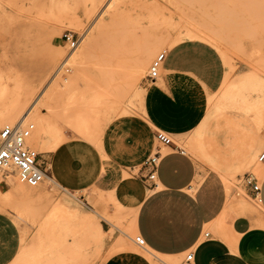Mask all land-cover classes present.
Instances as JSON below:
<instances>
[{"label": "rangeland", "instance_id": "1", "mask_svg": "<svg viewBox=\"0 0 264 264\" xmlns=\"http://www.w3.org/2000/svg\"><path fill=\"white\" fill-rule=\"evenodd\" d=\"M116 8L122 12L115 28L99 37ZM96 18L88 41L75 49L86 46L83 72L56 98L52 79L56 70L64 67L61 80L75 72L71 63L64 66L75 50L62 37L70 32L81 42ZM159 38L170 39L175 46L187 40L213 46L225 63L224 81L236 82L238 74L242 77L252 68L264 75V0H0V118L13 110H31L29 118L38 113L43 130L37 148L31 142L28 146L49 162L41 190L19 194L13 205H0V264H150L149 260L163 264L134 243L138 235L130 228L131 209L133 215L138 214L139 200L148 195L149 184L140 178L143 162L121 169L106 153L104 142L107 129L121 117L146 120L142 98L135 95L145 91L153 60L172 48L164 46L151 56V41ZM57 53L63 55L60 61L55 59ZM106 57L115 72L104 77V65L110 64ZM99 86L107 89L104 110L114 101L117 111L109 121L102 110L90 116V123L82 124L81 116L87 118L90 110L82 97ZM223 88L222 84L208 97L206 118L220 103L225 104L224 111L181 140L169 136L193 158L201 174L221 176L228 201L250 199L260 206L248 196L244 178L251 174L263 180L264 168L258 158L264 147L254 163L244 165L258 136L264 139V125L259 121L264 113L256 118L255 112L246 115L236 109L223 97ZM50 127L55 128L53 139L46 131ZM199 139L218 163L240 167L233 181L198 153ZM157 146L155 140L149 156ZM230 213L235 217L236 208ZM260 217L264 227V213ZM93 220L106 231L101 247L92 242L89 232ZM205 232L224 239L214 229ZM185 256L163 260L182 264Z\"/></svg>", "mask_w": 264, "mask_h": 264}, {"label": "crops", "instance_id": "2", "mask_svg": "<svg viewBox=\"0 0 264 264\" xmlns=\"http://www.w3.org/2000/svg\"><path fill=\"white\" fill-rule=\"evenodd\" d=\"M224 79L225 63L213 46L187 40L172 47L159 79L144 86L146 120L126 116L111 124L105 133L106 153L121 169L144 164L158 131L181 140L201 125L208 97L219 91ZM164 150L158 186L146 182L148 195L137 216V235L146 246L167 256L193 252V264H264V178L260 206L250 199L228 201L219 174H201L193 158L174 142ZM246 192L254 199L250 187ZM234 207L235 217L230 213ZM207 228L224 239L208 233L203 240Z\"/></svg>", "mask_w": 264, "mask_h": 264}, {"label": "bare ground", "instance_id": "3", "mask_svg": "<svg viewBox=\"0 0 264 264\" xmlns=\"http://www.w3.org/2000/svg\"><path fill=\"white\" fill-rule=\"evenodd\" d=\"M171 4H172V2H171ZM115 7H116V5H115ZM121 12H122V9L119 8V9H117V11L115 10L114 13L111 14L110 22L106 23L105 25L102 26V30L100 32L99 37H102L104 35V33H107L108 31H111V30H113L115 28V25L118 22L117 18L120 16L119 14ZM102 13H103V11L101 12V14ZM98 18H96L95 22H93V25L83 34L81 42H80L81 44H83V43L88 41V39H89L88 37H89V35H91L92 30L95 28V24H96ZM76 24H78V23H76ZM59 37H61V36L59 35ZM164 46L174 47L175 46V42H172L170 39H164V38H159V39L152 40L151 44H150L151 56L155 55V53H157V51L159 49H162V47H164ZM75 49H73V50H75ZM87 54H88V52H87L86 46H85V48H83L81 51H79V49L75 50L73 53H71L65 59V62H64L65 65L63 64L64 66H66V63H69V64L71 63L72 66L74 65V67H75V69H74L75 72L73 73L74 75L73 76L71 75L68 79H64V80H61V78L59 79V75H60L61 71L64 68L63 66H62V68L56 70V72L52 76V79H54L56 81V85H55V96H56V98H59L60 96H63L64 91H66L68 89V87L71 86L73 78L78 76V75H80L83 72V68H84L83 57L85 55H87ZM161 54L162 53L157 55V57L153 60L152 65H153L154 61ZM62 58H63V55L57 53L55 59L60 61ZM104 59H107V61L109 60L106 63L110 62V64L107 65V66L104 65L102 74H103L104 77L106 75L107 76H111L115 72L114 69H113V66H112V62H111L112 60L109 57H106ZM117 65H119V64H117ZM152 65L150 67V70L152 68ZM144 67H145V65H144ZM120 69H121V67H120ZM150 70H149V72H150ZM252 70H251L252 72L249 71L247 74L245 73L246 75L243 73L244 76L241 75L242 77L238 76L239 75L238 74L235 77L237 79V81L235 80L236 82H232L231 81V83H230L229 80H227V81L225 80L223 82V87H224L223 89L224 90L222 92H224V96L223 97H225V99H227L231 103V105L236 106V109H237V107L240 108L241 110L244 111V113L246 115H248L249 113H253V114L256 113V115H257L256 118H257L260 113H264V75H262L259 72V70H257V69L255 70V68L254 69L252 68ZM159 75H160V72H159ZM237 77H240V79L237 78ZM231 80H233V79H231ZM106 92H107V89L105 88V86H103V87L99 86L98 89L95 90V92H91L88 95H83L82 99H83L85 105L88 106L90 110L88 112L89 115L86 114L88 116L87 118H84L83 116H81L80 123L87 125L88 123H90V120H91L90 116H94V115L96 116L97 114H102V110H103V116L107 119V121H109V117L111 116V114L116 113L117 107H115L114 101H112V102L109 101L110 104L108 103V111L104 110V104H105V102L107 100ZM222 95L223 94H221V96ZM135 97L136 98L139 97L140 99L142 98V106H143V110H144L145 91H142V90H140V92L137 91ZM117 99L118 98L115 99V102L117 101ZM129 103L132 104L131 101H129ZM130 104H128V105H130ZM222 105L224 106L225 104L220 103V105L218 104V105L214 106L213 109L209 112V116H207V118L205 117V119L203 120L202 123L204 124L205 121H207L209 119H212V118H209V117H211L212 115L214 117L215 114L220 112L221 108L223 107ZM142 106H141V108H142ZM30 111L31 110H29L28 112H17V111L13 110V111H7V113L3 112L2 113V118H0V128L1 127L3 128V126L4 127L5 126H11V124H14L15 122H17V124L12 126V127L20 126V125H22L24 127L27 123L31 122V124L36 126V129H34L33 134L30 137V139L28 140V142L29 143L31 142L34 145L35 149H36L37 146H38V143H39V136H40L39 135V131L42 129V127L40 125H41L43 119L39 116L38 113L33 114L29 118ZM122 111L124 113H127L128 109L126 108V109H123ZM222 111H224V109H222L221 112ZM259 117H260V115H259ZM259 121H260L261 125H264V116L262 117L261 120L259 119ZM202 123H201V125H202ZM200 126L198 128H200ZM198 128L196 130H198ZM44 130H46V129H44ZM46 131L49 134V136L51 137V139L56 137L55 136V128L50 127ZM200 131H201V129H200ZM262 146L264 147V139L261 136H258L257 141L252 145L253 153H252L251 157L247 158L248 162L244 166H247V165L250 166L252 163L255 162V159L257 158V155L260 153V149H261L260 147H262ZM196 150L198 151V153L202 157L206 158L212 164V166H214V168H217V169L222 170L223 172H225L226 176L228 177V179H230L232 181L235 179L236 173L240 170L239 166L229 167L228 165H224L222 163H218L215 159L211 158L209 153L207 152L205 146L202 143V139H199L198 144L196 146ZM245 153L247 155L248 151L246 150ZM262 154L263 153H261L259 158H258V161L261 164L263 163L262 160H261V155ZM51 181L53 183H55L53 180H51ZM5 183L7 184V186H9L10 184L11 185L16 184V185H14V187L8 189L7 191H2L0 189V205H13L14 202H15V199L19 196V194H21L23 192L26 193V192L35 191V190L37 191V190H41L42 189L41 185L38 186V187H29V186L27 187L26 184L22 183L19 180V177L17 175L9 176L5 180ZM146 197H147V195L145 194L144 197H142V199L139 200V202H143ZM257 201L259 202V200H257ZM121 208L122 207L118 206V211H120ZM131 211L132 212H131V217H130V228H131L132 231L137 233L136 222H137L138 214L133 215V208L131 209ZM89 232L92 234V237H93L92 238V242L95 245H98L99 247H101L103 245V242H104V240L101 238V236L106 233V231L103 229L102 225L100 223H98L97 221L93 220V224L91 225ZM124 234H126V236H128V234L125 231H124ZM145 250L150 255L152 254L156 258H158L161 261V263H163V264H171L170 262H167L166 260H163L165 258H177V257H182L183 256V255H181V256L162 255L160 253H157V252L153 251L152 249H150L147 246L145 247ZM148 262L150 264H155L151 260H149Z\"/></svg>", "mask_w": 264, "mask_h": 264}, {"label": "built area", "instance_id": "4", "mask_svg": "<svg viewBox=\"0 0 264 264\" xmlns=\"http://www.w3.org/2000/svg\"><path fill=\"white\" fill-rule=\"evenodd\" d=\"M62 40L73 50L79 46L80 38L75 37L72 33H65ZM167 52L162 53L153 63L147 77V84L156 81L159 72L165 61ZM35 126L28 124L26 126H5L0 129V186L7 187L5 180L11 175H17L19 180L29 187L40 186L48 175V163L41 159L40 153L28 146V140L32 136ZM158 146L154 153L144 162L140 173L141 179L150 182L153 186H158L157 174L163 158L165 157L164 149L173 144L170 136L163 132L156 133ZM264 160V152L261 155ZM244 182L246 187H250L255 195L254 200H259V194L262 190V183L250 174L245 175ZM209 234L206 233L205 237ZM134 243L145 248L146 244L142 237L136 236ZM194 254L189 252L185 256L182 264H193Z\"/></svg>", "mask_w": 264, "mask_h": 264}]
</instances>
